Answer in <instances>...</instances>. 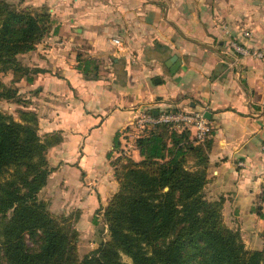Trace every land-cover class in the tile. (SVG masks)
Returning a JSON list of instances; mask_svg holds the SVG:
<instances>
[{
	"label": "crops",
	"instance_id": "1",
	"mask_svg": "<svg viewBox=\"0 0 264 264\" xmlns=\"http://www.w3.org/2000/svg\"><path fill=\"white\" fill-rule=\"evenodd\" d=\"M22 1L46 9L54 21L34 50L20 55L23 66L41 72L17 83L27 101L22 107L37 115L39 135L61 137L47 151L52 170L38 197L52 214L73 216L78 242L85 229L103 223L96 212L118 189L124 129L144 108L208 116L205 197L221 198L224 223L239 230L248 249H259L264 59L236 54L228 42L264 47V0ZM78 54L104 62L97 79L83 77ZM173 56L178 63L167 64ZM132 159L140 156L133 151ZM101 228L90 250L108 238Z\"/></svg>",
	"mask_w": 264,
	"mask_h": 264
},
{
	"label": "trees",
	"instance_id": "2",
	"mask_svg": "<svg viewBox=\"0 0 264 264\" xmlns=\"http://www.w3.org/2000/svg\"><path fill=\"white\" fill-rule=\"evenodd\" d=\"M51 23L47 11L0 0V73L11 71L15 84L31 82L40 69L23 66L17 56L34 50ZM77 61L85 79L99 77L95 59L78 54ZM17 88L0 80V98L17 97L24 107ZM23 107L18 120L0 110V249L6 264H130L122 254L131 264H264V223L262 246L247 249L239 230L224 223L222 199L205 197L210 139L194 144L188 132L167 125L136 140L139 160L118 155V189L96 212L108 238L78 258L73 216L52 214L38 197L52 170L47 151L61 137L40 136L36 113Z\"/></svg>",
	"mask_w": 264,
	"mask_h": 264
},
{
	"label": "built area",
	"instance_id": "3",
	"mask_svg": "<svg viewBox=\"0 0 264 264\" xmlns=\"http://www.w3.org/2000/svg\"><path fill=\"white\" fill-rule=\"evenodd\" d=\"M247 35V33H245ZM111 43L114 46L120 45L118 38H112ZM229 47L236 54L249 56L254 59H264V47H246L232 39L228 42ZM159 125H167L170 129L177 132H188L190 139L195 143L205 141L212 132V127L199 111L193 110H175L161 111L156 114L147 111L144 108L138 109L134 121L130 124V129H124L123 146L117 152V156H126L129 149L135 147V141L154 131ZM129 127V126H128ZM127 130V131H126ZM264 151V144L262 145ZM264 198V189L262 190Z\"/></svg>",
	"mask_w": 264,
	"mask_h": 264
},
{
	"label": "rangeland",
	"instance_id": "4",
	"mask_svg": "<svg viewBox=\"0 0 264 264\" xmlns=\"http://www.w3.org/2000/svg\"><path fill=\"white\" fill-rule=\"evenodd\" d=\"M9 2L12 4V6H14V8H18V9H22V8H25V7H28V6H24L26 4H29V3H26L25 1H20V0H9ZM24 2L26 4H24ZM31 5V4H29ZM32 6V5H31ZM28 8H32V7H28ZM35 9V8H34ZM37 10L39 11H47L46 9L44 8H36ZM48 12V11H47ZM50 14V13H49ZM50 20H51V25H50V30L51 28H53L54 26V21L52 20L51 16H50ZM46 37V35L38 42L40 43L44 38ZM37 43V44H38ZM230 48V47H229ZM231 49V48H230ZM82 57H85L83 56L82 54H80ZM17 59H19V61L21 62V64L23 63L24 61V57L23 56H20L18 55L17 56ZM99 64H102V66L104 65V62L98 60ZM109 62V60H107V63ZM101 66V67H102ZM30 68V67H29ZM32 68V67H31ZM13 79V75L11 73V71H5V72H1L0 73V80L2 82V84L7 87V88H10V89H16L17 86V83L15 84L14 81L12 80ZM18 89V88H17ZM16 98L17 97H14V98H10V99H7V98H0V110H2L3 112H6L8 114H11L13 116L14 119L18 120L19 119V116H20V111L22 108L21 106V102L20 103H16ZM18 99V98H17ZM26 102V101H24ZM135 147H132L129 149V152L126 154V156L124 157H131L133 156V151L135 153V156L139 155V152H138V149H137V146H136V141H135ZM138 153V154H137ZM140 156V155H139ZM118 157V156H117ZM116 157V159H117ZM124 161V160H123ZM194 159L193 158H189V162H188V165H191L193 163ZM116 166V165H115ZM41 199V198H40ZM42 200V199H41ZM45 201V200H44ZM47 203V201H45ZM48 204V203H47ZM55 215V214H54ZM57 216V215H56ZM66 216V215H65ZM101 216V215H100ZM223 217V216H222ZM224 221V219H223ZM102 222V221H101ZM101 227H103L104 229V225L103 223L99 224V226L96 228V229H85V233L83 235V237L81 238L80 242H76V245H77V256L78 258H80L82 255H84L86 252H88L90 249H91V244L94 243L95 241H97V237L99 236V232H100V229H102ZM234 229V228H232ZM88 234V235H87ZM80 235V234H79ZM96 235V236H94ZM105 235H107V231H103V237H105ZM88 238V240H87ZM242 238V237H241ZM78 240H79V236H78ZM87 240V242H86ZM86 242V243H85ZM26 243L27 245L29 246H33V242L30 241L29 239H26ZM245 247H246V244H244ZM247 248V247H246ZM248 249V248H247ZM121 259L126 262V263H130L131 264V259L122 254L121 255ZM0 264H6V261L4 259V257L2 256V251L0 249Z\"/></svg>",
	"mask_w": 264,
	"mask_h": 264
},
{
	"label": "water",
	"instance_id": "5",
	"mask_svg": "<svg viewBox=\"0 0 264 264\" xmlns=\"http://www.w3.org/2000/svg\"><path fill=\"white\" fill-rule=\"evenodd\" d=\"M171 59H172V60H171ZM170 61H172V62L174 63V65H176V64L178 63V59H176V57H174V56L170 58V60L167 62V64H168ZM172 66H173V65H172ZM173 67H174V66H173ZM173 67H172V68H173ZM205 117H208V116L205 115ZM166 189H167V187H165V190H166Z\"/></svg>",
	"mask_w": 264,
	"mask_h": 264
}]
</instances>
